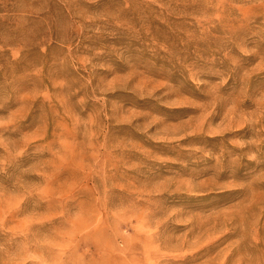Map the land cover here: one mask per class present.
Returning <instances> with one entry per match:
<instances>
[{"label":"rangeland","instance_id":"rangeland-1","mask_svg":"<svg viewBox=\"0 0 264 264\" xmlns=\"http://www.w3.org/2000/svg\"><path fill=\"white\" fill-rule=\"evenodd\" d=\"M0 264H264V0H0Z\"/></svg>","mask_w":264,"mask_h":264}]
</instances>
